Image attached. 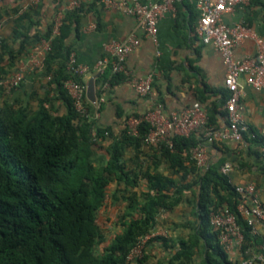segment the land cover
<instances>
[{
    "label": "trees",
    "instance_id": "1",
    "mask_svg": "<svg viewBox=\"0 0 264 264\" xmlns=\"http://www.w3.org/2000/svg\"><path fill=\"white\" fill-rule=\"evenodd\" d=\"M98 2L103 5V0ZM84 12L81 4L64 10L57 34H53L54 26L50 24L43 34L33 36L23 30L20 23L29 16L22 14L15 20L13 33L14 39L20 41L18 50H10L0 41V82L6 79L14 56L32 43L46 41L49 50L39 57V63L48 85L66 108L65 115H53L48 97L39 101L35 111L15 102L0 105V264H145L156 244L161 245L166 258L155 264H241L232 261L219 242L220 230L210 223L212 214L225 209L234 215L242 234L239 252L246 258V253L253 250L260 259L247 260L264 261V239L252 233L238 212L240 198L229 178L220 172L221 164L208 162L205 168H199L191 159V150L206 144L202 131L201 139L192 134L173 136L172 149L164 145L151 147L169 162L171 169L184 173L182 180L176 182L156 171L143 173L140 194L129 192L126 197L128 205L119 223L122 232L113 236L101 253L96 252V246L103 243L97 211L104 205L107 187L113 181L123 183V192L137 187V174L126 172L121 158L127 144L146 145L144 138L150 124L141 118L136 136L130 135L126 126L123 135L108 147L105 166L100 169L92 164V147L109 131L79 115L64 87L69 79L85 84L83 75L67 69L74 52L70 40L77 37ZM4 55L6 68L2 65ZM122 79V73L112 71L111 60L102 72L95 73L99 90ZM4 92L0 85V99ZM85 104L92 116V104L86 97ZM204 113L207 123L216 127L215 110L207 108ZM261 140L263 147L264 139ZM186 171L195 178L188 180ZM186 194L194 197L196 218L187 238L169 242L152 236L145 242L141 256L129 258L140 239L151 235L157 215L172 210Z\"/></svg>",
    "mask_w": 264,
    "mask_h": 264
},
{
    "label": "crops",
    "instance_id": "2",
    "mask_svg": "<svg viewBox=\"0 0 264 264\" xmlns=\"http://www.w3.org/2000/svg\"><path fill=\"white\" fill-rule=\"evenodd\" d=\"M139 3H154L160 0H136ZM72 3L81 4L86 12L82 13L79 21L78 35L71 38L76 61L86 68L82 80L87 85L93 79L95 98L101 99L100 106L91 103V120L100 129L109 131L102 141L92 147L91 162L102 169L107 160V149L117 138L123 135L127 121L143 118L160 109L163 117H169L173 112H179L198 103L205 112L207 108L215 110L217 128L227 123L225 101L228 92L224 86L225 66L219 53L210 45L201 43L196 35L197 11L195 0H176L175 13H166L157 24V43L144 37L143 31L135 18L124 15L114 9L106 8L98 0H0V41L10 50L17 51L20 41L14 39L15 20L22 14L20 23L23 30L30 36L43 34L46 28L53 26L61 19L64 10L72 9ZM223 22L228 26L243 23L257 37L264 40V0H248L241 8H235L223 15ZM140 40L139 45L125 58L126 73L124 79L110 86L103 85L99 90L95 82L96 63L109 58L106 46L112 42L121 43L129 36ZM46 44L43 39L38 44L32 43L14 60L7 69L6 78H11L18 72L22 74L20 85L12 90H5L0 105L15 102L17 106H27L35 111L39 101L48 97L52 101L53 115L63 116L66 108L58 100L53 87L48 85L44 69L35 60ZM256 45L248 38L234 49L238 60L254 56ZM8 63L4 55L2 65ZM152 78V89L145 96L138 95L129 84V79ZM243 96L241 98L243 120L248 130L242 142L225 140L214 142L207 147L208 162L212 164H228L230 169L227 177L233 186L253 185L264 209V153L261 139H264V90L256 92L247 87L243 80ZM201 139V130L192 133ZM124 170L131 176L137 174L138 184L133 189L124 191L123 183L111 182L106 191V199L98 215H105L116 235L122 232V221L128 205L126 197L129 192L140 194L143 189L142 174L159 172L171 177L174 181L182 180L184 173L175 172L159 153L148 145L135 147L127 144L121 158ZM187 166V165H186ZM188 180L194 175L186 171ZM194 197L191 194L183 196L178 205L169 212L157 215L156 225L152 236L166 238L169 242L185 239L196 224L193 207ZM101 231V229H100ZM103 231V230H102ZM253 233L264 239V227L255 223ZM152 247V246H151ZM147 247L146 249L149 250ZM153 248H161L154 245ZM262 250H264V243ZM234 262L242 263L247 259L260 258L253 250L246 253V258L239 250L229 252ZM253 264H264L256 260Z\"/></svg>",
    "mask_w": 264,
    "mask_h": 264
},
{
    "label": "built area",
    "instance_id": "3",
    "mask_svg": "<svg viewBox=\"0 0 264 264\" xmlns=\"http://www.w3.org/2000/svg\"><path fill=\"white\" fill-rule=\"evenodd\" d=\"M176 0H160L154 3H139L136 0H103V6L114 9L124 15L135 18L138 26L144 33V37L157 43V24L166 13H175L174 3ZM248 0H195L197 11L196 35L204 45L212 46L220 55L225 66L224 86L228 92L225 101L227 123L222 128H217L207 123V117L198 103L179 112H173L169 117H163L160 109L154 113L143 117L149 124L150 129L144 138L146 145L158 149L160 146L172 149V137H188L194 131L200 129L202 137L206 140L205 145H199L191 150V159L199 168H205L208 163L207 143L222 142L232 140L242 142L248 130L243 120L241 98L243 96V83L256 92L264 90V40L257 37L243 23L228 26L223 22V15L233 11L235 8L244 7ZM72 7L76 3L71 4ZM60 20L53 27V34L58 33ZM252 39L256 45L254 56L238 60L235 58V47L245 39ZM140 43V40L131 35L121 43L112 42L106 46L109 58H103L96 63L95 73L102 72L109 60H111L112 71L125 74V58ZM49 50L48 44H44L38 55L42 56ZM39 62V57L35 60V65ZM67 69L70 72L84 75L86 68L79 65L74 53H71L68 60ZM22 74L18 72L11 78H6L0 82L5 90H12L20 85ZM152 78L129 79V84L134 91L145 96L152 89ZM64 87L70 96L76 112L84 118L91 119L85 104L86 85L78 84L69 79L65 81ZM101 99H95L93 105L100 106ZM141 118L127 121L128 133L137 135V126ZM92 135L95 136L93 129ZM107 135V134H106ZM264 153V146L262 147ZM230 166L224 164L220 168L223 175L228 174ZM235 191L240 198L238 212L252 228L255 223L264 227V209L260 204L258 195L253 185L235 186ZM211 225L220 230L219 242L228 251L239 250L242 243V234L236 225L235 217L226 209L220 213H214L210 220ZM151 235L140 239L139 244L130 253L129 258L137 251H141L145 242ZM260 259V258H259ZM253 260L243 261L241 264H253Z\"/></svg>",
    "mask_w": 264,
    "mask_h": 264
},
{
    "label": "rangeland",
    "instance_id": "4",
    "mask_svg": "<svg viewBox=\"0 0 264 264\" xmlns=\"http://www.w3.org/2000/svg\"><path fill=\"white\" fill-rule=\"evenodd\" d=\"M108 216L106 217L105 215H98V219H97V223L99 225V228L101 229V235H102V238H103V243L102 244H99L98 246H96V252L97 253H101L102 251V248L109 243L110 239L116 235V233L114 232L115 230L112 229L111 227H107V229L104 227L105 224L104 222L106 223V226L110 225L109 222H107ZM103 230V231H102ZM155 236V235H154ZM157 236V235H156ZM166 239V238H165ZM167 241V240H166ZM144 246V245H143ZM162 251V249L160 248H152L150 251H149V256L150 258L146 261L145 264H155V262L157 260H161V259H164L166 258L165 256V253ZM141 256V251H137L133 257H139ZM195 260H197V262L199 261L198 257L196 256L195 257Z\"/></svg>",
    "mask_w": 264,
    "mask_h": 264
},
{
    "label": "water",
    "instance_id": "5",
    "mask_svg": "<svg viewBox=\"0 0 264 264\" xmlns=\"http://www.w3.org/2000/svg\"><path fill=\"white\" fill-rule=\"evenodd\" d=\"M86 98L90 103L95 102V90H94V83L93 79L89 80L86 85Z\"/></svg>",
    "mask_w": 264,
    "mask_h": 264
}]
</instances>
